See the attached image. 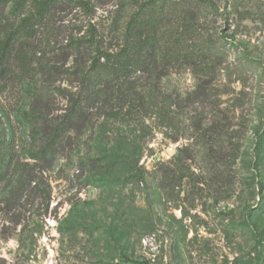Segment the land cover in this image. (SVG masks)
Here are the masks:
<instances>
[{
	"label": "rangeland",
	"instance_id": "obj_1",
	"mask_svg": "<svg viewBox=\"0 0 264 264\" xmlns=\"http://www.w3.org/2000/svg\"><path fill=\"white\" fill-rule=\"evenodd\" d=\"M82 1L37 26L29 81L18 61L0 78V135L44 189L15 198L16 168L0 185V264H264V0ZM96 47L136 68L91 72L85 126L35 166L24 117L88 97Z\"/></svg>",
	"mask_w": 264,
	"mask_h": 264
},
{
	"label": "trees",
	"instance_id": "obj_2",
	"mask_svg": "<svg viewBox=\"0 0 264 264\" xmlns=\"http://www.w3.org/2000/svg\"><path fill=\"white\" fill-rule=\"evenodd\" d=\"M198 1L185 0V8L190 6L198 7L200 3H206L205 1ZM151 4L149 2L148 5ZM73 6L85 8L87 4L82 0H0V78L9 76V68H11L12 62L18 61L20 64V78H24L23 81L26 79V81H29L32 76L28 68H32L33 59L37 57V54L33 56L25 50L36 38L37 26L44 24L58 11ZM7 10H10L9 14L14 18L13 22L6 15ZM139 15H141L140 12L132 18L130 27L128 28L129 33L133 30L135 34L137 31L135 27ZM77 48L79 49V47ZM94 49L95 55L91 60V65L84 68L80 67L75 73L77 74L80 87L83 88V92L87 91L88 97L84 93L80 96L77 93L70 95L68 99L70 106L66 108L59 121L55 120L51 122L49 121V117L45 119L44 117H40V120H37V114L33 111L24 117L26 124L33 132L32 143H35V145L28 151V155L30 160L35 161V166L40 163L44 165L55 164L67 147L65 142V140H68L67 137L74 133L77 128L85 126L88 116L85 111L84 102L90 100L94 84L101 85L96 79L97 77H94V79L92 76V78L90 77L91 72L95 69H101L105 72L106 70H110L108 73L112 75V79L119 82L136 68V65L129 67L125 63L124 58L129 55L125 47L119 52L111 53L104 52L97 47ZM103 60L104 63H102ZM134 63L138 64V61L135 59ZM42 65L39 64L43 69L47 68V65ZM65 92L69 93L68 91ZM97 94L98 92L95 96ZM41 100L42 95L36 96L38 103ZM183 139H185V134L180 137L178 135L173 139V142ZM15 151L16 145L14 139L10 138L8 134L0 135V185L12 179L11 175L16 171V168L18 169L17 175L15 173L17 180L13 186L14 192L12 193L15 198L18 197L22 186H25V189L30 188V190L43 192L44 189L40 181L36 183V174L39 170L41 171V168L38 167L37 169L34 167L30 169L28 167L30 165L28 164L22 167L20 161L16 163ZM185 151V144H183L177 156L178 160H185ZM180 161L179 163H182ZM130 164L126 161L125 167H129ZM138 164V162L133 163L134 166H138ZM43 169L45 171L48 170L46 167ZM32 184L35 186L32 187ZM6 202L10 203L11 200L8 199Z\"/></svg>",
	"mask_w": 264,
	"mask_h": 264
},
{
	"label": "water",
	"instance_id": "obj_3",
	"mask_svg": "<svg viewBox=\"0 0 264 264\" xmlns=\"http://www.w3.org/2000/svg\"><path fill=\"white\" fill-rule=\"evenodd\" d=\"M168 151H169V153H173V150L172 149H169Z\"/></svg>",
	"mask_w": 264,
	"mask_h": 264
}]
</instances>
